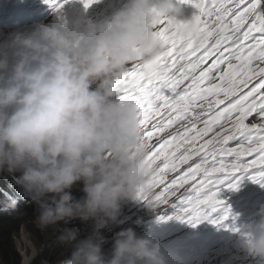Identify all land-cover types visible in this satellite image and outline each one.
I'll list each match as a JSON object with an SVG mask.
<instances>
[{
  "label": "clouds",
  "instance_id": "1",
  "mask_svg": "<svg viewBox=\"0 0 264 264\" xmlns=\"http://www.w3.org/2000/svg\"><path fill=\"white\" fill-rule=\"evenodd\" d=\"M183 15L178 0H126L102 26L81 14L60 26L36 23L0 35V170L21 173L16 182L39 205L41 228L69 218L95 221L87 238L70 237V255L59 264H169L158 241L131 227L115 233L106 255L99 229L123 223V202L152 192L137 104L122 97L130 65L140 64L148 77L159 68L160 20L182 21L187 38L200 37L199 12ZM78 182L80 199L70 191ZM257 216L243 226L242 242L264 257V204Z\"/></svg>",
  "mask_w": 264,
  "mask_h": 264
},
{
  "label": "snow or ice",
  "instance_id": "2",
  "mask_svg": "<svg viewBox=\"0 0 264 264\" xmlns=\"http://www.w3.org/2000/svg\"><path fill=\"white\" fill-rule=\"evenodd\" d=\"M45 2L56 10L62 7L59 0ZM93 2L82 0L85 8ZM184 2L195 6L201 17L215 16V22L210 25L208 19H203L200 37L190 39L183 34L182 21L160 20L158 24L166 27L156 28L154 33L164 48L159 68L148 77L140 64H132L122 98L137 104L142 139L149 149L151 164L163 157V166H157L153 175V188L157 184L164 186L159 194L153 193L156 201L167 202L169 196H180L185 204L183 213L189 219H198L202 212L213 210L221 203L210 179L216 174L251 170L252 180H264V14H256L264 0H211V6L204 0ZM201 50L202 54L195 60L187 59ZM257 77L258 81L249 89ZM185 81L189 83L178 91ZM199 101H207L209 113L216 105L228 103L204 119L203 128H197L202 113L195 111L194 106L200 107ZM253 114L259 123H247ZM156 117L159 120L152 125L156 134L179 121H188V126L183 133L177 132L153 150L147 141L154 133L145 132V127ZM221 120L229 126L225 128ZM218 124L221 131L205 139ZM237 138L241 140L238 146H227ZM253 153L257 159L241 161ZM193 157H198L199 162ZM181 165L188 167L165 183L168 173H176ZM189 182L191 192L186 187ZM181 188L185 192L177 195ZM140 195L151 199L143 193ZM226 217L227 213L222 219Z\"/></svg>",
  "mask_w": 264,
  "mask_h": 264
},
{
  "label": "trees",
  "instance_id": "3",
  "mask_svg": "<svg viewBox=\"0 0 264 264\" xmlns=\"http://www.w3.org/2000/svg\"><path fill=\"white\" fill-rule=\"evenodd\" d=\"M20 174L19 171L10 173L6 169L0 170V264H22L23 258L18 251L15 237L20 235L23 229L32 236L39 248V253L31 264H53L54 257H66L70 254V237L74 234L77 239L87 238L95 229V221L69 218L41 228L36 222L40 214L39 205L31 196H23L25 191L19 195L18 188L24 190L20 184L15 186L16 177ZM82 187V182L72 187L70 191L74 198L80 199L84 195ZM134 201L124 202L120 216L126 217L127 213L134 209ZM138 214L140 219L134 217L123 223L113 226L109 224L99 229L101 234H106L105 244L102 245L104 253L111 252L115 233L123 229L131 227L138 236H142L144 230L148 231L149 223L143 224V214L141 211ZM85 228L92 231L85 233Z\"/></svg>",
  "mask_w": 264,
  "mask_h": 264
},
{
  "label": "rangeland",
  "instance_id": "4",
  "mask_svg": "<svg viewBox=\"0 0 264 264\" xmlns=\"http://www.w3.org/2000/svg\"><path fill=\"white\" fill-rule=\"evenodd\" d=\"M43 1V0H29V5H31L28 9V15L32 16L34 10L40 5V2ZM97 2V0H96ZM97 4L99 5V3L97 2ZM28 5V6H29ZM257 14H264V3H262L260 5V9L259 11H257ZM19 25V24H18ZM3 34H6L4 32H0V35H3ZM156 120H153L151 121V126L153 125V123H155ZM150 130H154V128L151 127ZM214 135L211 134L210 136H208L210 139L213 137ZM17 185H19L18 183H16ZM191 184H189L188 186H186L188 188V191L191 192V187H190ZM159 188V187H157ZM154 189V188H153ZM185 192V189L184 188H181L179 190V192L177 193V195H180V194H183ZM220 191L218 190V193ZM219 200H221V197H218ZM176 204L178 206V212H179V216H178V220L181 221V222H187L191 219H189V217L183 213L182 209L183 207L185 206L184 202H183V198L180 197V196H177V201H176ZM202 217V215L199 216L198 220ZM85 233L89 232V231H92V230H86V228L83 230ZM84 233V234H85ZM112 233V230L109 231V234ZM103 236H106V234H102ZM86 237H83L82 239H84ZM16 239V243H17V248H18V251L20 252V254L22 255V258H23V264H31L35 258L37 257L38 253H39V248L37 246V244L35 243L34 239L32 238V236L27 232L25 231V229H23L20 233V235L16 236L15 237ZM106 240V239H105ZM74 243V242H72ZM105 244V242H104ZM103 244V245H104ZM40 247V246H39ZM242 249H244V246L243 244L241 245ZM71 248V247H70ZM235 248V246L232 247L231 250H233ZM108 254V253H107ZM70 255V254H68ZM67 255V256H68ZM65 256H62L60 258H58V256L54 257V263L53 264H59L60 260L62 258H64ZM58 258V259H57ZM55 261H57L55 263ZM206 263L207 264H211L212 263V259H206Z\"/></svg>",
  "mask_w": 264,
  "mask_h": 264
},
{
  "label": "bare ground",
  "instance_id": "5",
  "mask_svg": "<svg viewBox=\"0 0 264 264\" xmlns=\"http://www.w3.org/2000/svg\"><path fill=\"white\" fill-rule=\"evenodd\" d=\"M178 1H180V0H178ZM193 2L195 3V2H198V0H193ZM29 3H26V4H24L20 9H19V11L21 10V9H23V8H25L27 5H28ZM186 3L184 2V0H182V7H183V10L184 11H186V12H189L190 11V9L192 8V7H194L193 5H190L189 7H186V5H185ZM0 5L1 6H4V5H9V0H0ZM8 11H9V7L8 8H6ZM8 11H0V32H4V33H8V32H10V31H12V30H14L13 28H12V26H11V24L9 23V15H6L7 14V12ZM18 11V12H19ZM25 11H26V9H25ZM17 12V13H18ZM17 13H15V15L17 14ZM14 15V16H15ZM83 15V14H82ZM6 16H7V18H6ZM24 19L22 18L21 19V22H20V24L18 25V28H21V29H28V27L30 26V25H33L37 20H38V18L40 17V13H38V14H36L34 17H35V19L34 20H31L30 21V18L31 17H33V16H30V15H28V13L27 14H25L24 15ZM151 121H153V120H151ZM152 127V126H151ZM153 128V127H152ZM151 132L152 131H154V130H150ZM220 130H218L217 129V132H219ZM230 143V142H229ZM238 145V142L237 143H234V144H232V146H228V147H236ZM254 159H257V157L256 158H251V160H254ZM250 160L248 159L247 160V162H249ZM17 183V182H16ZM17 184H15V186H16ZM25 190H22V189H19L18 188V192L20 193L19 195H22V193L24 192ZM23 196H31L30 194H28V193H26V192H24V195ZM235 196V198H236V196H237V194H235L234 195ZM262 203V202H261ZM230 208V207H229ZM229 208L227 209V211H226V213H228L229 212ZM239 207L238 206H235L232 210H231V218H233L234 216L233 215H235V214H233L237 209H238ZM209 210H205L204 212H202L201 213V215H202V217L200 218V219H202V218H204V216L206 215V213L208 212ZM230 215H228V216H230ZM222 217H225V216H223V215H220L219 217H217L216 218V220L219 222V223H222L223 222V219H222ZM256 217V215H254L250 220H248L247 222L248 223H251L252 222V220L254 219ZM227 218V217H226ZM199 219V220H200ZM195 220H198V219H195ZM218 222H215V223H217L218 224ZM234 221H232V222H228L229 223V225H231L232 223H233ZM233 227V226H232ZM243 234V227H242V229H241V231H240V233H239V236H241ZM217 250H219V251H222V250H224V249H217Z\"/></svg>",
  "mask_w": 264,
  "mask_h": 264
},
{
  "label": "water",
  "instance_id": "6",
  "mask_svg": "<svg viewBox=\"0 0 264 264\" xmlns=\"http://www.w3.org/2000/svg\"><path fill=\"white\" fill-rule=\"evenodd\" d=\"M22 264H23V262H22Z\"/></svg>",
  "mask_w": 264,
  "mask_h": 264
}]
</instances>
